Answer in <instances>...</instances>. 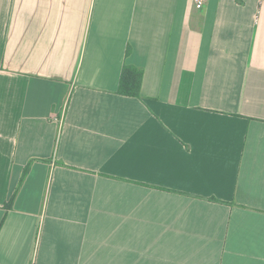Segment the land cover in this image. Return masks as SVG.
Wrapping results in <instances>:
<instances>
[{"label": "crops", "instance_id": "1", "mask_svg": "<svg viewBox=\"0 0 264 264\" xmlns=\"http://www.w3.org/2000/svg\"><path fill=\"white\" fill-rule=\"evenodd\" d=\"M189 1L0 0V264H264V0Z\"/></svg>", "mask_w": 264, "mask_h": 264}, {"label": "trees", "instance_id": "2", "mask_svg": "<svg viewBox=\"0 0 264 264\" xmlns=\"http://www.w3.org/2000/svg\"><path fill=\"white\" fill-rule=\"evenodd\" d=\"M142 73L135 68L123 69L119 84V93L123 96L138 97Z\"/></svg>", "mask_w": 264, "mask_h": 264}, {"label": "built area", "instance_id": "3", "mask_svg": "<svg viewBox=\"0 0 264 264\" xmlns=\"http://www.w3.org/2000/svg\"><path fill=\"white\" fill-rule=\"evenodd\" d=\"M208 0H190L189 1V6L194 9H201L205 7L207 4Z\"/></svg>", "mask_w": 264, "mask_h": 264}]
</instances>
